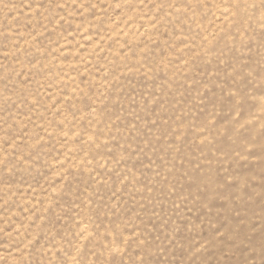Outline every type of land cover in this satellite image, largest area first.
Masks as SVG:
<instances>
[{
  "label": "rangeland",
  "instance_id": "rangeland-1",
  "mask_svg": "<svg viewBox=\"0 0 264 264\" xmlns=\"http://www.w3.org/2000/svg\"><path fill=\"white\" fill-rule=\"evenodd\" d=\"M0 264H264V0H0Z\"/></svg>",
  "mask_w": 264,
  "mask_h": 264
}]
</instances>
